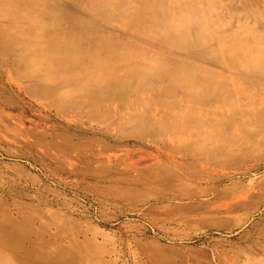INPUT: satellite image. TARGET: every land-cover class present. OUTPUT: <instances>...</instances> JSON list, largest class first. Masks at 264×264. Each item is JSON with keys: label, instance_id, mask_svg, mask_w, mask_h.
Returning <instances> with one entry per match:
<instances>
[{"label": "rangeland", "instance_id": "1", "mask_svg": "<svg viewBox=\"0 0 264 264\" xmlns=\"http://www.w3.org/2000/svg\"><path fill=\"white\" fill-rule=\"evenodd\" d=\"M44 1L100 26L78 1ZM193 4L219 37L215 58L151 35L134 39L122 21L101 28L127 47L221 69L248 99L254 75L243 66L264 51V0ZM5 39L0 36V264H264V104L248 110L243 101L241 109L215 110L205 124L196 118L189 125L154 104L159 98L200 115L198 108L210 102L194 89L202 86L162 87L157 97L136 100L131 91L148 82L149 66L123 62L116 63L118 79L107 84L112 74L102 71L88 72L81 85L58 83L25 60L29 50ZM115 81L123 98L104 97ZM220 114L224 121L216 119Z\"/></svg>", "mask_w": 264, "mask_h": 264}, {"label": "bare ground", "instance_id": "2", "mask_svg": "<svg viewBox=\"0 0 264 264\" xmlns=\"http://www.w3.org/2000/svg\"><path fill=\"white\" fill-rule=\"evenodd\" d=\"M75 1H78L93 18L100 20L99 27L92 25L91 20L73 11L63 14V10L58 5L45 3L44 0H0V36L10 38L5 41L11 48L20 45L21 48L29 50L32 56L25 60H29L30 64L39 65L37 69L42 67L38 71H46L49 75L47 77L58 80V83L75 79V83L81 85L83 84L81 82L90 79L88 72L102 71L110 72L116 77L111 76V79L105 80L107 84L118 79L116 71H119L117 68L119 63L117 62H123L134 67L149 66L150 73L145 75L144 79L150 83H144L140 88L136 86L138 88L131 91V94L138 98L136 100L148 95L155 98L158 88L162 87L202 86L194 89L198 91L199 96L206 98L205 102L208 100L210 102L209 106L198 108L195 113L200 115L189 116L187 113L191 110L187 107L175 110L171 106H166L164 100L159 101V98L154 104L158 113L166 111L169 117L171 114L172 117L174 115L185 117L189 125L196 118L200 119H198L200 125L205 124L206 117L220 110L225 113L236 111L238 107L244 105L243 101H248V110L263 106L264 51L249 56L250 62L243 66V71L254 75V80L248 83L251 86L248 85L247 99L246 91L237 90V86L228 77L222 75L221 69L177 64L173 60L166 59L165 56L145 52L135 44L128 43L127 47L124 39L101 28L105 24L122 21L125 28L134 33L132 34L134 39L140 33L151 35L150 37L170 45L196 47L203 57L215 58L218 56L216 50L219 37L215 35L213 27L208 25L206 14L203 15L204 11L194 5L193 0ZM66 18L67 21L70 20L68 25H65L68 23L64 21ZM20 21L27 24L26 29L19 26ZM244 55L248 57V52ZM132 75L140 76L136 72ZM189 76L193 79H188ZM114 83L113 87L116 88L102 95L122 99V92L117 90L118 81ZM210 84H214V87L204 89ZM219 86L221 89H215ZM91 87L93 85H90ZM204 91L209 92L206 94ZM218 94H225L222 100L213 98ZM218 101L220 104H217ZM215 104L219 106L214 107ZM137 118L145 122L144 118L139 116ZM216 119L224 121L226 116L216 115ZM180 127H183V124Z\"/></svg>", "mask_w": 264, "mask_h": 264}]
</instances>
